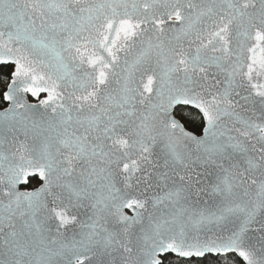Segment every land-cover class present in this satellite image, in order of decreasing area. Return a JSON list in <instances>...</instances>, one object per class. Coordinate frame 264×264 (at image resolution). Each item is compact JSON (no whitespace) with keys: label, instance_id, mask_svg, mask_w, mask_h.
<instances>
[{"label":"snow or ice","instance_id":"obj_1","mask_svg":"<svg viewBox=\"0 0 264 264\" xmlns=\"http://www.w3.org/2000/svg\"><path fill=\"white\" fill-rule=\"evenodd\" d=\"M8 66L0 264H264V0H0Z\"/></svg>","mask_w":264,"mask_h":264},{"label":"trees","instance_id":"obj_2","mask_svg":"<svg viewBox=\"0 0 264 264\" xmlns=\"http://www.w3.org/2000/svg\"><path fill=\"white\" fill-rule=\"evenodd\" d=\"M11 70V66L0 68V91H3ZM183 115L187 117L186 127L188 128V130L199 135L201 131L199 117L190 114L186 110L183 112ZM39 184L40 182L37 178L31 179L28 188H36ZM167 264H243V262L235 254H227L225 256L209 255L201 259L194 258L191 262L177 258L175 256H169Z\"/></svg>","mask_w":264,"mask_h":264},{"label":"water","instance_id":"obj_3","mask_svg":"<svg viewBox=\"0 0 264 264\" xmlns=\"http://www.w3.org/2000/svg\"><path fill=\"white\" fill-rule=\"evenodd\" d=\"M195 134V133H194ZM34 178H37L38 179V181L40 182V180H39V178L38 177H33V178H30V180L31 179H34ZM28 186H29V183H27L26 185H23L22 186V190H35L36 188H38L39 186H40V184L36 187V188H32V189H29L28 188ZM128 214L129 215H132V212L130 211V210H128ZM228 254H235V253H228ZM218 256V255H220V256H225V255H227V254H215V253H211V254H207L206 256ZM241 261H242V258H240L237 254H235ZM174 256V255H173ZM176 257V256H175ZM178 258V257H177ZM180 259H182V258H180ZM196 259H201V258H196ZM243 262V261H242Z\"/></svg>","mask_w":264,"mask_h":264}]
</instances>
